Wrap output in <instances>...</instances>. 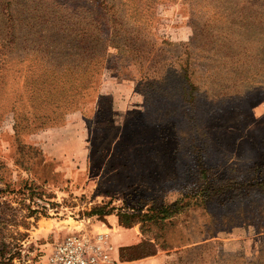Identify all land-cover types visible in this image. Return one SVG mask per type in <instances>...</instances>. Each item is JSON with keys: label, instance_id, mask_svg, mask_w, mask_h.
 <instances>
[{"label": "rangeland", "instance_id": "obj_1", "mask_svg": "<svg viewBox=\"0 0 264 264\" xmlns=\"http://www.w3.org/2000/svg\"><path fill=\"white\" fill-rule=\"evenodd\" d=\"M96 2L0 0V264L112 217L264 264V0Z\"/></svg>", "mask_w": 264, "mask_h": 264}, {"label": "built area", "instance_id": "obj_2", "mask_svg": "<svg viewBox=\"0 0 264 264\" xmlns=\"http://www.w3.org/2000/svg\"><path fill=\"white\" fill-rule=\"evenodd\" d=\"M106 232H72L50 246L46 264H116Z\"/></svg>", "mask_w": 264, "mask_h": 264}, {"label": "crops", "instance_id": "obj_3", "mask_svg": "<svg viewBox=\"0 0 264 264\" xmlns=\"http://www.w3.org/2000/svg\"><path fill=\"white\" fill-rule=\"evenodd\" d=\"M109 225L103 223V226L97 227L98 230L106 231L109 238L110 244V253L112 259L118 264H153V262L158 261L159 256L156 257H145L138 260L126 261L120 259V249L123 247L131 246L137 244L138 238L137 233L132 228H123L119 226L118 219L116 217H112L108 219ZM93 232V230H92Z\"/></svg>", "mask_w": 264, "mask_h": 264}, {"label": "trees", "instance_id": "obj_4", "mask_svg": "<svg viewBox=\"0 0 264 264\" xmlns=\"http://www.w3.org/2000/svg\"><path fill=\"white\" fill-rule=\"evenodd\" d=\"M105 6H106L105 0H97V2H96L97 8H100L103 11H105ZM31 212L33 213V211H31ZM126 222L127 221H123L122 219H120V217L118 218L119 226L121 225L123 228H130L131 225H128ZM0 224H5V222L2 221ZM141 244L142 243H137L135 245H131V246L121 248L120 249V259L126 260V261H132V260H138V259H142V258H145L147 256L153 255V253H149L148 251L137 250L140 248V246H142ZM139 251L142 252L141 255H139Z\"/></svg>", "mask_w": 264, "mask_h": 264}]
</instances>
